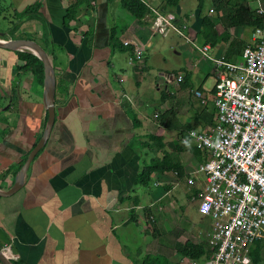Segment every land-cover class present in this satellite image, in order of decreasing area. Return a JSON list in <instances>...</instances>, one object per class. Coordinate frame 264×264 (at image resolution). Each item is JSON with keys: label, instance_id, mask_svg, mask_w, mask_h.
Listing matches in <instances>:
<instances>
[{"label": "crops", "instance_id": "0c3cea01", "mask_svg": "<svg viewBox=\"0 0 264 264\" xmlns=\"http://www.w3.org/2000/svg\"><path fill=\"white\" fill-rule=\"evenodd\" d=\"M142 1L150 12L139 20L123 0H0V31L5 32L0 40L39 42L56 80L51 133L22 187L0 195V250L10 245L18 256L10 259L15 264H142L148 254L164 256L168 264H194L176 243L207 239V217L183 218L185 196L200 200L202 192L183 183L203 156L192 150L194 140L184 143L179 137L184 129L215 125L216 68L188 43H177L175 53L184 61L168 72L167 35L151 30L152 9L177 24L191 15L172 12L167 0ZM77 2L79 17L70 19L69 7ZM201 20L197 15L190 36L199 39ZM114 30L120 43L137 40L145 47L142 66L130 49L115 44ZM225 44L214 45L210 54L224 55ZM19 50L0 46V190L14 186L49 116L44 83L18 71ZM154 70L158 75L151 74ZM194 90L206 94L205 103ZM134 110L140 122L133 120ZM151 135L161 136L164 147L157 148ZM154 149L174 150L184 176L157 172L149 186L138 184Z\"/></svg>", "mask_w": 264, "mask_h": 264}, {"label": "built area", "instance_id": "2783aa9c", "mask_svg": "<svg viewBox=\"0 0 264 264\" xmlns=\"http://www.w3.org/2000/svg\"><path fill=\"white\" fill-rule=\"evenodd\" d=\"M152 12L149 26L155 34L178 31L216 68L215 125L206 131L190 129L181 137L184 143L194 140L206 154L189 173L188 181L198 179L203 184L198 209L210 220L207 240L211 252L193 263L250 264L253 245L264 238V8H258L263 15L262 26L251 28L236 61L210 54V43L199 44L184 33L186 23L177 24L169 15ZM124 43L134 45L133 59L142 66L145 47L137 40ZM165 77L171 82L169 76ZM177 79L181 82L183 75ZM194 92L202 103L206 102L203 91ZM128 98L133 102V97ZM1 252L8 259L18 257L10 245Z\"/></svg>", "mask_w": 264, "mask_h": 264}, {"label": "trees", "instance_id": "16d2710c", "mask_svg": "<svg viewBox=\"0 0 264 264\" xmlns=\"http://www.w3.org/2000/svg\"><path fill=\"white\" fill-rule=\"evenodd\" d=\"M250 1L251 0H219L215 6L216 12L218 13L217 17L211 15L202 17L200 30L198 32V37L203 41L202 43H211L214 46L225 41L228 43V49L225 54L226 57L233 61L238 60L247 41L244 42L243 38L231 34L230 28L234 26H248L253 28L262 26L263 24V15L258 12V8L252 5ZM79 3L80 2H77L75 5L69 7L68 17L70 19L79 17ZM123 3L128 11L139 20H142L150 12V8L142 0H123ZM179 3L180 0H167V5L170 7H177ZM114 32H116V30L113 31L111 36L115 44L125 50L130 49L131 52L134 53V45L128 44L130 46H127V44L123 42L120 43ZM17 53L20 61H22V65L18 66V71L29 73L37 82L44 83L45 69L42 59L28 49L19 50ZM235 55H237V57H235ZM181 74L184 80L185 74L180 73L179 75ZM132 117L135 122H140L139 116L135 110L132 111ZM165 119V117H161V120L164 121ZM186 131L184 129V132L179 137L180 140ZM150 137L155 141V146L157 148L164 147V144H159L158 142L161 136L151 135ZM192 150H194L198 156H203L201 162L205 160V152L202 148L198 147L197 144H195ZM154 151L156 156L145 164L137 176L138 184L145 187L149 186L152 182V175L157 172L174 171L178 177L184 176V169L180 165V162L175 159L174 150H169L165 153H159L157 149H154ZM263 247L264 238L256 241L253 245L251 250L252 264H260ZM175 249L189 259L207 258L211 252L208 240L201 243H194L192 241H186L184 243L177 242ZM142 264H168V259L164 256L148 254L142 259Z\"/></svg>", "mask_w": 264, "mask_h": 264}, {"label": "rangeland", "instance_id": "374dc122", "mask_svg": "<svg viewBox=\"0 0 264 264\" xmlns=\"http://www.w3.org/2000/svg\"><path fill=\"white\" fill-rule=\"evenodd\" d=\"M218 2H219V0H180L179 7H170L167 5V8H169L172 12H175V13H178V11H180L182 17H184V14L191 15L189 19H185L186 24L188 25V28L184 33L187 34L188 36H190L191 34H192V36L193 35L195 36L196 30L194 29V24L196 23L197 15H199L200 17H204V16H208V15L217 17L218 13L216 12L215 6H216V3H218ZM250 2L252 3V5L256 6L257 8H260V7L264 8V0H251ZM210 11H211V14H210ZM234 27H236V28L234 29ZM234 27H232L233 28L232 29L233 34L235 36H237V34H238L237 30H240V27H243V26H234ZM241 32H242V29H241ZM241 32H240V34H241ZM250 33H251V27L246 26L243 29L242 35H240L238 37L243 38V41L246 42V41H248V38L250 37ZM192 36H190V37L193 40L200 43V39H197L196 37H192ZM177 43H185V44L188 43L187 44L188 46L191 45L189 42H187L185 40V38L182 34H180L178 31L172 29L167 34V38H166L167 52L165 53V55L167 57V71L168 72H175L176 70H178L180 63L184 61L183 55L179 56L175 53L177 50L175 45ZM225 43H227V42H225ZM211 46L213 47L212 44H211ZM191 47L194 48L192 45H191ZM191 47L188 50H190L196 57H198L199 56V55H197L198 53L193 51L191 49ZM225 47H228V43H227V45L225 44ZM185 52L187 53V51H185ZM212 55H214V54H212ZM235 57H237V55H235ZM161 65H164V62H162ZM151 74L152 75H158L157 71H155V70L152 71ZM183 148L184 147L180 146V148H178L177 150L179 152H181V151H183ZM146 151L149 153L148 147H146ZM200 163H202V162H200ZM202 185H203L202 181H199L198 179L195 181H192V182L184 181V183H183V187L185 189H189V190L192 189L191 186H197V187L201 188V190H202ZM199 204H200L199 199L193 200V199L187 198L185 196V198L183 200V207H184L183 208L184 209L183 218L185 217L189 220L197 219L200 217L202 218L203 215L201 213H199V211H198ZM207 238H208V236H207ZM261 254H262L261 255L262 259H261L260 264H264V247L262 249ZM252 263H253V261L251 260L250 264H252Z\"/></svg>", "mask_w": 264, "mask_h": 264}, {"label": "water", "instance_id": "95a60500", "mask_svg": "<svg viewBox=\"0 0 264 264\" xmlns=\"http://www.w3.org/2000/svg\"><path fill=\"white\" fill-rule=\"evenodd\" d=\"M5 32L0 31V35H4ZM0 46L12 49H28L35 54H37L44 63L45 69V78H44V85H45V96H46V106L48 109V121L44 133L38 143L34 146V148L29 153L25 163L21 167L19 174L17 176L16 182L13 187L8 190H0V195H11L17 192L23 185L24 176L37 155L40 149L45 144L46 140L48 139L53 124L55 122L56 117V107H55V94H56V80H55V70L53 64L47 54L45 48L37 41L33 39H12L7 41L0 40ZM0 260L3 264H15L10 259H8L0 250Z\"/></svg>", "mask_w": 264, "mask_h": 264}, {"label": "clouds", "instance_id": "9594fccd", "mask_svg": "<svg viewBox=\"0 0 264 264\" xmlns=\"http://www.w3.org/2000/svg\"><path fill=\"white\" fill-rule=\"evenodd\" d=\"M184 23H186V22H184ZM207 240V239H206Z\"/></svg>", "mask_w": 264, "mask_h": 264}]
</instances>
